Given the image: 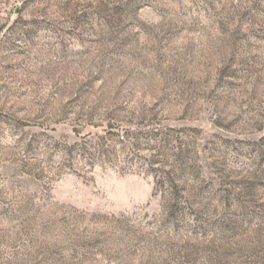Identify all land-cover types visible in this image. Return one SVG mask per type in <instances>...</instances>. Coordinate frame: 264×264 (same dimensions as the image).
Returning <instances> with one entry per match:
<instances>
[{
  "label": "rangeland",
  "instance_id": "374dc122",
  "mask_svg": "<svg viewBox=\"0 0 264 264\" xmlns=\"http://www.w3.org/2000/svg\"><path fill=\"white\" fill-rule=\"evenodd\" d=\"M0 264H264V0H0Z\"/></svg>",
  "mask_w": 264,
  "mask_h": 264
}]
</instances>
